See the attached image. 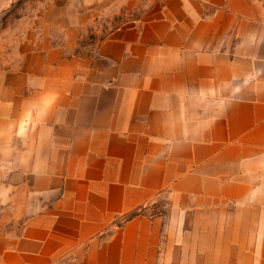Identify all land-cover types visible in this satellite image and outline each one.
Returning a JSON list of instances; mask_svg holds the SVG:
<instances>
[{"label":"crops","instance_id":"crops-1","mask_svg":"<svg viewBox=\"0 0 264 264\" xmlns=\"http://www.w3.org/2000/svg\"><path fill=\"white\" fill-rule=\"evenodd\" d=\"M122 2L0 56V264H264V0Z\"/></svg>","mask_w":264,"mask_h":264},{"label":"rangeland","instance_id":"rangeland-1","mask_svg":"<svg viewBox=\"0 0 264 264\" xmlns=\"http://www.w3.org/2000/svg\"><path fill=\"white\" fill-rule=\"evenodd\" d=\"M120 1L119 8L105 6L103 14L89 16L100 0H2L0 6V56L15 52L16 43L52 37L62 41L71 30L73 54H86L113 30L139 17V8ZM110 2V1H109ZM99 12H101L99 10Z\"/></svg>","mask_w":264,"mask_h":264}]
</instances>
